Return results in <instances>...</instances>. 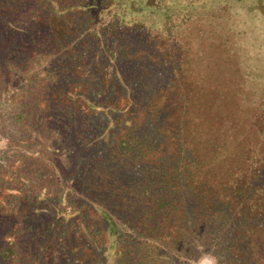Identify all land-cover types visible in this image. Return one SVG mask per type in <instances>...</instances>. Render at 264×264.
<instances>
[{
  "label": "trees",
  "instance_id": "1",
  "mask_svg": "<svg viewBox=\"0 0 264 264\" xmlns=\"http://www.w3.org/2000/svg\"><path fill=\"white\" fill-rule=\"evenodd\" d=\"M230 6L0 0V264H264V75Z\"/></svg>",
  "mask_w": 264,
  "mask_h": 264
},
{
  "label": "rangeland",
  "instance_id": "2",
  "mask_svg": "<svg viewBox=\"0 0 264 264\" xmlns=\"http://www.w3.org/2000/svg\"><path fill=\"white\" fill-rule=\"evenodd\" d=\"M199 0H196L198 2ZM220 1H227L233 10H231L232 14H230L227 18L229 22L234 26H247L249 29L246 32L244 37L246 41L249 39H255V46L249 47L247 49V55L250 54L254 57L255 63L254 67L255 70L252 72L257 76L258 73L263 78L264 75V0H232V3L229 1L231 0H205L206 4L216 5ZM183 2V1H182ZM230 62L231 67L237 66V63L234 64V61L231 59L227 60ZM249 77H244V74H241L240 77L232 76L229 78V82L226 84L229 86V90L233 89L234 87L244 89V84H247L245 80L248 81ZM258 83L261 82L257 78ZM254 84L252 89L255 91V94L259 91L260 86ZM231 87V88H230ZM250 88V87H249ZM228 90V94L229 91ZM238 99L242 100L240 95H231L229 97L230 103H234ZM2 114L0 115V126L1 123L11 130H14L15 125H12V116L14 115V106L10 102L2 103L1 104ZM255 113L252 119L258 121L257 127L263 132L264 135V104L258 105L256 109L251 110L249 113V119ZM264 141V137H261ZM264 150V145L262 146ZM116 245V235L114 232L111 233V241L108 246V257H111L114 253Z\"/></svg>",
  "mask_w": 264,
  "mask_h": 264
},
{
  "label": "clouds",
  "instance_id": "3",
  "mask_svg": "<svg viewBox=\"0 0 264 264\" xmlns=\"http://www.w3.org/2000/svg\"><path fill=\"white\" fill-rule=\"evenodd\" d=\"M194 264H219L218 257L212 252H203Z\"/></svg>",
  "mask_w": 264,
  "mask_h": 264
}]
</instances>
